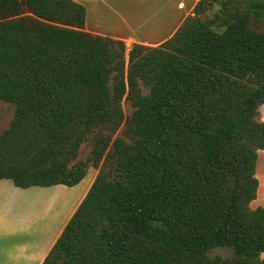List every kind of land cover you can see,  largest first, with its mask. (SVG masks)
Returning <instances> with one entry per match:
<instances>
[{"label":"trees","instance_id":"trees-1","mask_svg":"<svg viewBox=\"0 0 264 264\" xmlns=\"http://www.w3.org/2000/svg\"><path fill=\"white\" fill-rule=\"evenodd\" d=\"M84 20L75 0H0V179L73 186L97 168L40 264H264V0H197L126 59Z\"/></svg>","mask_w":264,"mask_h":264},{"label":"rangeland","instance_id":"rangeland-1","mask_svg":"<svg viewBox=\"0 0 264 264\" xmlns=\"http://www.w3.org/2000/svg\"><path fill=\"white\" fill-rule=\"evenodd\" d=\"M85 8L83 30L105 37L119 39L126 51L132 43H140L156 47L169 37L185 16L190 14L191 5L185 0H76ZM123 114L127 116L131 107L129 101L122 99L120 102ZM13 104L0 100V131L8 126L12 117ZM264 120V104L258 108V116ZM120 134V128L112 135ZM88 144L82 143L76 159H82L88 151ZM97 168L88 167L86 172L74 187V193H79L89 177L94 175ZM256 176L258 178L257 197L250 202L251 207L257 205L264 208V149L258 150L256 163ZM257 180V179H256ZM66 200V199H65ZM74 202V201H73ZM64 203V216L68 210ZM212 253H227L228 248L218 247Z\"/></svg>","mask_w":264,"mask_h":264},{"label":"crops","instance_id":"crops-1","mask_svg":"<svg viewBox=\"0 0 264 264\" xmlns=\"http://www.w3.org/2000/svg\"><path fill=\"white\" fill-rule=\"evenodd\" d=\"M196 1L185 0V4L192 7ZM93 176L79 193L73 191L76 184L20 188L10 179L1 178L0 264H40L84 196ZM68 199L70 204L64 216V203ZM260 256L264 257V251Z\"/></svg>","mask_w":264,"mask_h":264}]
</instances>
